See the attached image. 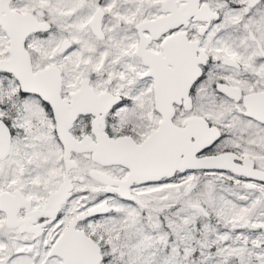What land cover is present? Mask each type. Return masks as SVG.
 <instances>
[{
    "label": "snow or ice",
    "instance_id": "6c2138e0",
    "mask_svg": "<svg viewBox=\"0 0 264 264\" xmlns=\"http://www.w3.org/2000/svg\"><path fill=\"white\" fill-rule=\"evenodd\" d=\"M0 264H264V0H0Z\"/></svg>",
    "mask_w": 264,
    "mask_h": 264
}]
</instances>
